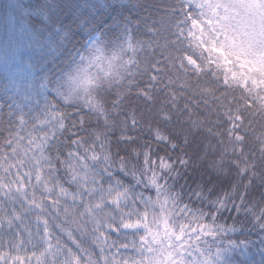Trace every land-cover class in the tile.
Returning <instances> with one entry per match:
<instances>
[{
    "label": "snow or ice",
    "instance_id": "1",
    "mask_svg": "<svg viewBox=\"0 0 264 264\" xmlns=\"http://www.w3.org/2000/svg\"><path fill=\"white\" fill-rule=\"evenodd\" d=\"M128 31L127 49L110 55L90 43L56 89L64 105L89 110L94 129L83 116L66 125L56 104L42 136L22 134L23 116L19 132L8 118L0 264H230L237 251L248 264L252 242L220 223L233 211L251 217L264 245V194L246 202L250 188H264V0H166L151 42L134 45ZM132 95L146 112L128 105ZM209 137L219 151L208 167L239 177L215 199L202 185L177 190L188 148Z\"/></svg>",
    "mask_w": 264,
    "mask_h": 264
},
{
    "label": "trees",
    "instance_id": "2",
    "mask_svg": "<svg viewBox=\"0 0 264 264\" xmlns=\"http://www.w3.org/2000/svg\"><path fill=\"white\" fill-rule=\"evenodd\" d=\"M165 2L166 0H0V143L8 135L5 129L9 127V117L14 118L13 126L17 132L20 131V117L25 118L26 131L22 133L25 136L29 132L42 136L50 131L42 121L48 118L46 112L51 111V104L58 105L61 111L68 113L66 125L83 116L86 129H94L97 121L88 114L89 110L64 105L55 97L56 89L66 87L67 73L75 67L74 60H79V55L86 51L89 41L94 37L99 39L100 47L104 48L106 55H110L118 44L124 43L125 36L129 34L128 30L134 45L138 41L151 42L153 35L148 31V26L158 18ZM15 34H21V39L25 40L23 50L28 54L26 61L31 63V69L35 71L34 81L44 91L39 94L38 99H30L13 88L3 70V57L18 49L16 41L20 42V39L13 44ZM160 43L163 44L164 41L160 40ZM124 47L127 49L126 43ZM131 55L128 52V56ZM139 55L144 58L145 54L140 52ZM106 99L110 106L112 97L108 96ZM128 105L136 108L138 112H146L143 102L134 95L129 98ZM147 135L148 129L144 127L141 142ZM66 137L67 133L64 138ZM218 151L219 146L216 145L214 137H209L208 140L198 139L188 148L192 155V166L186 173L182 170L184 178L179 179L177 190L180 185L187 183L193 188L202 185L205 193L212 199L222 197L226 192L231 193L232 186L239 183L235 170L217 174L208 167L211 158H218ZM205 152L208 154L207 159H197V155L202 157ZM160 155H164L163 150H160ZM172 155L175 158V153ZM0 175L3 173L0 172ZM209 188L212 189L211 193H208ZM184 191L187 192L188 189L185 188ZM242 193L243 189L238 188L237 195ZM262 194L264 188L252 187L246 202H259ZM194 206L203 207L199 202ZM220 223L237 229L235 233H229L233 240L252 242L247 252L248 264H262L264 254L261 250L264 245L260 243V236L257 234L259 229L254 227L251 217H246L243 212L239 215L234 211L225 212ZM227 259L230 264H239L243 257L237 251L229 253Z\"/></svg>",
    "mask_w": 264,
    "mask_h": 264
},
{
    "label": "rangeland",
    "instance_id": "3",
    "mask_svg": "<svg viewBox=\"0 0 264 264\" xmlns=\"http://www.w3.org/2000/svg\"><path fill=\"white\" fill-rule=\"evenodd\" d=\"M15 33V32H14ZM30 32H28V35ZM20 39L19 41H16ZM13 44L18 42V49L13 50L9 55L3 57L1 60L3 65V70L10 81V84L13 88H15L18 92L24 93L30 99H38L39 94H42L41 88L39 84L34 81V73L32 70L31 63L26 61V56L28 54L23 50V43L25 40L21 39V34L18 36L15 34L13 38ZM97 37H94L89 41L88 46L92 42H96ZM16 47V45H14ZM22 47V50H19ZM91 71L95 72L96 69L92 68Z\"/></svg>",
    "mask_w": 264,
    "mask_h": 264
}]
</instances>
